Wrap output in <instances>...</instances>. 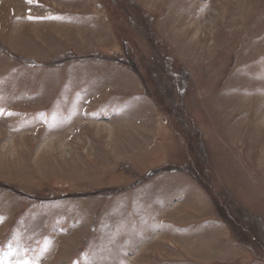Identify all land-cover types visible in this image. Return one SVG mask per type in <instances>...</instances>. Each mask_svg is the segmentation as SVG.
Masks as SVG:
<instances>
[{"label": "rangeland", "instance_id": "obj_1", "mask_svg": "<svg viewBox=\"0 0 264 264\" xmlns=\"http://www.w3.org/2000/svg\"><path fill=\"white\" fill-rule=\"evenodd\" d=\"M0 264H264V0H0Z\"/></svg>", "mask_w": 264, "mask_h": 264}, {"label": "snow or ice", "instance_id": "obj_2", "mask_svg": "<svg viewBox=\"0 0 264 264\" xmlns=\"http://www.w3.org/2000/svg\"><path fill=\"white\" fill-rule=\"evenodd\" d=\"M29 2H31V0H29Z\"/></svg>", "mask_w": 264, "mask_h": 264}]
</instances>
